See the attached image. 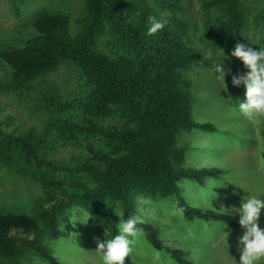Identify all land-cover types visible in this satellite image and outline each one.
<instances>
[{"label":"trees","instance_id":"16d2710c","mask_svg":"<svg viewBox=\"0 0 264 264\" xmlns=\"http://www.w3.org/2000/svg\"><path fill=\"white\" fill-rule=\"evenodd\" d=\"M199 1L207 15L205 36L229 55V86L241 94L244 87H234L231 78L247 69L230 51L237 43L245 45L244 0ZM149 15L164 23L155 36L145 35ZM256 20L264 28V12ZM27 28L26 40L0 48V60L13 73L0 92L33 89L62 65L76 70L78 79L76 90L66 96L57 88L41 92L44 133L34 127L8 133L0 126V166L45 192L35 217L0 210V264H19L30 256L62 264L44 239L66 236L61 221L74 206L101 224L108 237L116 234L120 218H135L139 200L155 197L175 198L188 220L238 229L230 214L198 208L181 194L182 180L205 186L209 177L221 174L218 168H187L186 153L177 144L182 131L216 130L192 115L193 83L183 73L201 55L187 43L185 0H86L82 32L75 37L63 12H40ZM103 37L114 56L98 50ZM262 136L264 143V130ZM68 145L82 150L72 162L49 157L55 146ZM136 227L156 250L178 264H193L185 251L166 246L152 225L136 222ZM125 264H133L130 255Z\"/></svg>","mask_w":264,"mask_h":264},{"label":"rangeland","instance_id":"374dc122","mask_svg":"<svg viewBox=\"0 0 264 264\" xmlns=\"http://www.w3.org/2000/svg\"><path fill=\"white\" fill-rule=\"evenodd\" d=\"M185 3L190 22L187 43L196 47L201 55V61L183 73L193 83L195 102L192 115L196 122L212 124L216 130L182 131L177 137V144L186 153L187 168H218L221 174L218 179L209 177L205 186L182 180L181 194L198 208L230 214L238 224L239 217L231 209L239 207L242 197L251 192L264 198V120L254 125L233 111L231 106L244 99V92L236 94L230 89L229 72L225 82L218 81L212 67L222 56L220 49L226 57V69H230V57L223 47L205 36L207 15L200 8V1L185 0ZM40 12L67 14L70 32L75 37L82 32L86 0H0V48L26 40L30 36L28 25ZM244 12L245 45L258 50L259 46H264V28L256 16L264 12V1L244 0ZM107 43L108 37H103L98 50L114 56ZM209 51L215 56L207 58L205 55ZM77 79L76 70L62 65L57 71L36 81L33 89L1 91V128L8 133L23 134L34 127L38 133H44L46 115L40 108L41 92L57 88L66 96L76 90ZM12 80V71L0 60V84ZM81 153V148L73 145L55 146L49 157L72 162ZM44 199L41 185L0 166V210L35 217ZM139 201L134 220L155 227L166 246L185 251L187 259L193 264H235L233 259L238 264L237 238L242 235L239 224L234 230L222 222L188 220L175 198L155 197ZM260 226L264 227V211ZM60 229L66 236L55 240L44 239V244L59 262L100 264L94 250L97 239L103 241L107 238V230L101 224L92 220L85 210L74 206L61 221ZM130 239L133 243L129 255L133 264H178L166 251L156 250L145 238L142 229ZM19 264L48 263L38 256H30Z\"/></svg>","mask_w":264,"mask_h":264},{"label":"clouds","instance_id":"9594fccd","mask_svg":"<svg viewBox=\"0 0 264 264\" xmlns=\"http://www.w3.org/2000/svg\"><path fill=\"white\" fill-rule=\"evenodd\" d=\"M146 24V36H155L164 29V23L152 15L147 16ZM220 51L222 56L218 62H214L212 67L215 78L225 82V76L230 70L225 68L226 57L221 49ZM205 56L214 57L215 54L209 51ZM230 56L242 62L248 69L244 75H233L231 78L234 87L242 85L245 90L244 99L237 100L231 107L249 123L259 124L261 120H264V46H259L256 50L237 43L231 49ZM262 211H264V198L251 192L242 197L238 208L231 209L232 213L238 215V224L242 229V235L237 238L238 264H264V227L260 226ZM117 215L121 216L119 213ZM73 219L75 220L74 217ZM79 221L83 223L80 217ZM139 231L133 218H120L116 234L108 237L106 231V239L96 240L94 252L100 264H125L131 251L130 245L133 243L130 238L136 236ZM233 260L237 264V261Z\"/></svg>","mask_w":264,"mask_h":264}]
</instances>
